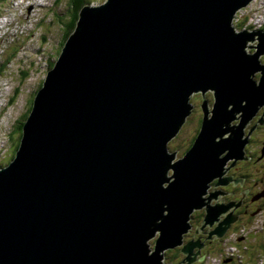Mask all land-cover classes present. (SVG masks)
<instances>
[{
	"label": "water",
	"instance_id": "obj_1",
	"mask_svg": "<svg viewBox=\"0 0 264 264\" xmlns=\"http://www.w3.org/2000/svg\"><path fill=\"white\" fill-rule=\"evenodd\" d=\"M252 1L81 7L0 168V264H168L181 246L193 264L201 246L184 238L205 207L204 227L225 236L239 204L210 205L209 185L245 159V128L264 107V31L234 25ZM195 94L202 126L177 160L169 144Z\"/></svg>",
	"mask_w": 264,
	"mask_h": 264
},
{
	"label": "rangeland",
	"instance_id": "obj_2",
	"mask_svg": "<svg viewBox=\"0 0 264 264\" xmlns=\"http://www.w3.org/2000/svg\"><path fill=\"white\" fill-rule=\"evenodd\" d=\"M105 1L88 0L92 5ZM69 8L70 0H0V168L12 161L21 139L19 124L62 51L66 24L60 18L66 21ZM234 25L238 31L262 28L264 0H253L239 11ZM207 94L214 103L213 93ZM192 99L198 105L203 102L201 94ZM195 118L169 144L177 158L182 157L192 140ZM261 219L229 233L223 250H213L205 264H264V230L261 221L260 226L256 225Z\"/></svg>",
	"mask_w": 264,
	"mask_h": 264
},
{
	"label": "flooded vegetation",
	"instance_id": "obj_3",
	"mask_svg": "<svg viewBox=\"0 0 264 264\" xmlns=\"http://www.w3.org/2000/svg\"><path fill=\"white\" fill-rule=\"evenodd\" d=\"M258 31H264V26H262V28ZM255 45H257V43L253 46ZM247 51L248 53L253 54L256 52V49L249 48ZM261 62L264 64V54L261 56ZM260 76V73L256 74L255 79L258 81ZM207 95L206 98L209 102V108L211 109L214 103L211 102V99L208 98ZM191 102L194 106L193 112L187 119V122L178 136L194 117H196L194 120L196 121V128L190 144L186 150L184 149L182 157L192 147L200 132L203 121V111L201 108L202 104L198 105L194 102V99H192ZM196 113L197 115H195ZM237 123V121L234 122V124ZM177 138H175V140ZM244 139H247V144L245 146V159L237 161L230 160L225 165V173L223 176L210 183L208 194L206 195L207 197L217 196V198H213L210 201V205L212 206L219 203V207L221 206L222 208L224 206L226 207L229 203H234V205L239 204L237 208L234 206V208L228 212L233 214L235 221L231 224L227 233L238 232L241 227H250L257 218H263L261 220H257L256 225L260 226L259 221H261V228L264 230V107H262L250 120L249 124L245 128ZM226 154H224L223 157ZM181 158H177V160ZM225 179H227L225 182L228 181L227 184L222 183ZM206 208L207 207L197 210L192 214V228L184 238L185 244L188 242H198L201 246L200 248L197 247L194 249V254H199L196 257L197 260L193 264H205L206 260L210 256L208 254L212 253L213 250H223L222 246L224 237L219 238L217 234L214 233L217 224L212 227H204ZM226 215L222 216L220 221H223ZM154 242L155 240L152 242L153 246ZM182 248L183 247L181 246L175 249L167 250L165 252L166 263L184 264L182 262L186 256L182 253ZM232 261L235 262L234 259H232Z\"/></svg>",
	"mask_w": 264,
	"mask_h": 264
},
{
	"label": "trees",
	"instance_id": "obj_4",
	"mask_svg": "<svg viewBox=\"0 0 264 264\" xmlns=\"http://www.w3.org/2000/svg\"><path fill=\"white\" fill-rule=\"evenodd\" d=\"M85 4H91L88 2V0H70V8L67 11L68 14V18L65 20H63V18H60V21L63 22L64 24H66V32H65V37L63 39L62 42V46L65 44L66 40L68 39V37L70 36V34L74 31L75 27H76V23L78 20V14H79V10L81 9V7H83ZM54 67V65H52L50 67V69H52ZM43 84L40 85V88ZM39 88V89H40ZM34 101V98L32 100V103ZM33 105V104H32ZM31 105V106H32ZM32 107L29 108L28 112H26V115L24 116V118L22 119L23 121L20 122L19 124V131H20V138L22 137V126L24 124V121L26 120V118L28 117L30 111H31ZM20 144V142H19ZM18 149V148H17ZM16 154V153H15ZM15 157V155L13 156V158ZM13 160V159H12Z\"/></svg>",
	"mask_w": 264,
	"mask_h": 264
},
{
	"label": "bare ground",
	"instance_id": "obj_5",
	"mask_svg": "<svg viewBox=\"0 0 264 264\" xmlns=\"http://www.w3.org/2000/svg\"><path fill=\"white\" fill-rule=\"evenodd\" d=\"M260 29H261V28H260ZM258 30H259V29H258ZM236 208H237V207H236ZM229 228H230V227H229ZM228 230H229V229H228ZM228 230H227V232H228ZM227 232H226L224 238L229 234V233H227ZM227 260L231 261L232 259H229V258H228ZM184 264H185V263H184ZM186 264H187V263H186Z\"/></svg>",
	"mask_w": 264,
	"mask_h": 264
},
{
	"label": "clouds",
	"instance_id": "obj_6",
	"mask_svg": "<svg viewBox=\"0 0 264 264\" xmlns=\"http://www.w3.org/2000/svg\"><path fill=\"white\" fill-rule=\"evenodd\" d=\"M256 31H258V30H256Z\"/></svg>",
	"mask_w": 264,
	"mask_h": 264
}]
</instances>
